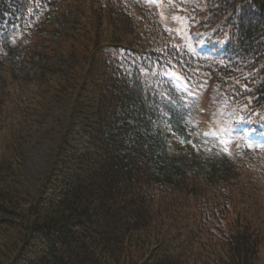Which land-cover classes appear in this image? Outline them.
<instances>
[{"label":"trees","instance_id":"16d2710c","mask_svg":"<svg viewBox=\"0 0 264 264\" xmlns=\"http://www.w3.org/2000/svg\"><path fill=\"white\" fill-rule=\"evenodd\" d=\"M54 109L35 190L0 187V264H264V0H0V181ZM164 135L220 172L157 173Z\"/></svg>","mask_w":264,"mask_h":264},{"label":"rangeland","instance_id":"374dc122","mask_svg":"<svg viewBox=\"0 0 264 264\" xmlns=\"http://www.w3.org/2000/svg\"><path fill=\"white\" fill-rule=\"evenodd\" d=\"M69 17H71L69 15ZM56 26V22H54ZM57 27V26H56ZM24 54L23 49L18 48L14 55L9 57V65L14 69L15 74L23 76L26 73L33 74L39 69L37 66L32 65L29 62L23 61ZM36 59V57H34ZM179 81V79H177ZM182 85V82H179ZM204 101V99L202 98ZM205 107V105H203ZM222 111V110H221ZM55 119H46L42 123V126L37 121V117L33 116L30 122V132L24 133L25 141L22 147V153L25 158V168L23 169L22 178H18V181H12L8 175L5 179L0 181V187L5 188L8 185H13L21 191L33 192L35 186L38 183V179L41 175H44L47 169V165L53 155L54 149L52 144L43 142V138L51 140L61 135V126L57 121L63 120V114L59 109H54ZM202 126L201 129L206 127L205 122L198 123ZM111 130L114 132L117 130V123L112 125ZM222 131V130H221ZM129 133V134H128ZM127 133L129 140L133 138V132ZM135 135V134H134ZM79 138L75 136L78 147L82 148L87 142V136L81 135ZM241 138V136H237ZM254 140V139H253ZM153 165L157 173L161 175H170L176 177V167L184 172H191L199 177H207L210 173L216 171L220 172V164L217 159L208 156L206 153H202L198 150H190L185 145L169 138L167 135L162 138L161 144L158 150V156L155 157Z\"/></svg>","mask_w":264,"mask_h":264}]
</instances>
